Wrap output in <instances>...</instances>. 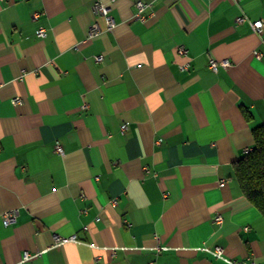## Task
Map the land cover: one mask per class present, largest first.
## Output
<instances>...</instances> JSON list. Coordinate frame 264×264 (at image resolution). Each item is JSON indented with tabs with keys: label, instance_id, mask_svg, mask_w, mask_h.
I'll return each instance as SVG.
<instances>
[{
	"label": "crops",
	"instance_id": "crops-1",
	"mask_svg": "<svg viewBox=\"0 0 264 264\" xmlns=\"http://www.w3.org/2000/svg\"><path fill=\"white\" fill-rule=\"evenodd\" d=\"M256 20L264 0H0V264H264L235 174L264 126Z\"/></svg>",
	"mask_w": 264,
	"mask_h": 264
},
{
	"label": "built area",
	"instance_id": "built-area-1",
	"mask_svg": "<svg viewBox=\"0 0 264 264\" xmlns=\"http://www.w3.org/2000/svg\"><path fill=\"white\" fill-rule=\"evenodd\" d=\"M139 6L142 7L143 3L142 2H138ZM94 8L99 11L101 14L105 15L108 17V23L110 25V27H112L114 25V21L112 19V17L109 15V7H107L106 5L104 4H101V3H95L94 5ZM38 14L35 15V17H37ZM245 20V17L244 16H239L237 18V22L238 23H242L243 21ZM254 29L258 32V33H261L263 34L264 33V24H263V21L262 20H256L252 23ZM46 34V29L44 27H40L38 30H37V35L38 36H45ZM99 34V30H98V27L94 26V27H91L90 29V33L89 35L94 37L96 35ZM181 52L182 53H187V49L185 47H181L180 48ZM257 55H260V53L256 52ZM102 58L101 55L99 56H96V59L98 61H100ZM224 65V66H228L230 65V61L228 59H223V60H218L216 58H211L210 61H209V67L211 69H213L214 71H217L218 67L220 65ZM22 100L21 97H15L14 98V102L15 103H20ZM86 106V105H85ZM123 128H126V124L123 125ZM56 150L59 152V153H62L63 152V149H62V146L60 144H57L56 146ZM251 149H247V153L250 151ZM227 182V179H222L220 181V185L223 186L225 185V183ZM16 217H17V213L16 211L14 210H10V211H6L4 213V222L8 225V224H11L13 222L16 221ZM215 220L218 221V222H222L223 221V216L221 214H218L216 215L215 217ZM72 240H77V236L76 235H72L70 237H57L56 241L58 244H62L66 241H72ZM208 251H210L212 254H214L215 256L217 257H220L222 258L224 261L227 262V264H259L256 260L254 259H250V260H237V259H231L229 257H225L223 255L224 251H223V248L222 247H216L214 250L213 249H209L207 248ZM30 257H32V255L30 253H25L24 255V259H29Z\"/></svg>",
	"mask_w": 264,
	"mask_h": 264
},
{
	"label": "trees",
	"instance_id": "trees-1",
	"mask_svg": "<svg viewBox=\"0 0 264 264\" xmlns=\"http://www.w3.org/2000/svg\"><path fill=\"white\" fill-rule=\"evenodd\" d=\"M254 136L253 148L235 163V174L245 195L264 213V126Z\"/></svg>",
	"mask_w": 264,
	"mask_h": 264
}]
</instances>
